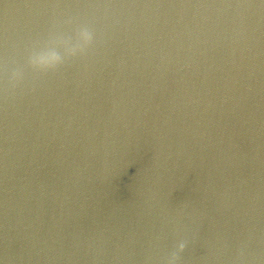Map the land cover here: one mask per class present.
<instances>
[{"label": "water", "instance_id": "obj_1", "mask_svg": "<svg viewBox=\"0 0 264 264\" xmlns=\"http://www.w3.org/2000/svg\"><path fill=\"white\" fill-rule=\"evenodd\" d=\"M181 241L176 264H264V0H0V264Z\"/></svg>", "mask_w": 264, "mask_h": 264}, {"label": "clouds", "instance_id": "obj_2", "mask_svg": "<svg viewBox=\"0 0 264 264\" xmlns=\"http://www.w3.org/2000/svg\"><path fill=\"white\" fill-rule=\"evenodd\" d=\"M93 39V34L89 27L81 26L77 33L72 36L56 37L45 48L37 51H32L26 58V64L34 69H48L52 68L69 56L82 51ZM54 43L62 45V52L58 51ZM20 69H12L10 79H18L20 76ZM185 243L183 241L175 245V249L171 251L167 258V264H176L177 253L183 250Z\"/></svg>", "mask_w": 264, "mask_h": 264}, {"label": "snow or ice", "instance_id": "obj_3", "mask_svg": "<svg viewBox=\"0 0 264 264\" xmlns=\"http://www.w3.org/2000/svg\"><path fill=\"white\" fill-rule=\"evenodd\" d=\"M81 26H85V25H80V26H78V27L73 31V34H72V35H75V34L77 33L78 29H79ZM50 43H51V41L46 42V43L42 44L41 46H39V47L33 49L32 51L41 50V49L45 48L46 46H48ZM32 51H31V52H32Z\"/></svg>", "mask_w": 264, "mask_h": 264}]
</instances>
